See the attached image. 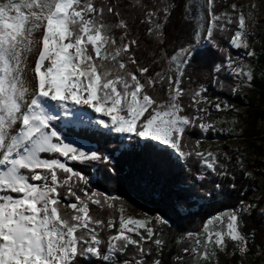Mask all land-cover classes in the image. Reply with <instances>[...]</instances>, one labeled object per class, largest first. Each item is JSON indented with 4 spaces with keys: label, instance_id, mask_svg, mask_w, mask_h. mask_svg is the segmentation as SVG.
Masks as SVG:
<instances>
[{
    "label": "snow or ice",
    "instance_id": "6c2138e0",
    "mask_svg": "<svg viewBox=\"0 0 264 264\" xmlns=\"http://www.w3.org/2000/svg\"><path fill=\"white\" fill-rule=\"evenodd\" d=\"M160 4L162 8L135 2L150 25V37L160 38L161 14L166 19L175 7L170 0ZM213 5L214 0H206L207 31L201 35L194 30V42L177 47L166 60L175 68L169 67L165 76L136 59L139 45L135 38L128 39L130 25L120 18L119 0H102L99 5L94 0H0V264H91L93 258L103 264H162L159 256L166 240L160 226L196 215L192 209L200 210L198 202L214 195L203 183L209 172L230 175L224 164L215 166L214 153L189 151L187 146L194 128L201 133L211 128L203 122L206 110L196 106L199 100L207 101L202 95L207 85L191 92L194 114H181L178 100L185 93L182 84L191 83L183 70L200 55L201 39L212 43L214 22L228 15L214 14ZM231 7L237 30L228 43L244 51L225 56L223 62H209L206 75L213 87L219 80L221 89L235 94L253 80L251 61H237L254 57L255 52L248 46L243 13L234 4ZM105 13L115 20L104 23ZM161 54L156 59L166 55L164 49ZM156 84L167 85V100L157 102L150 96L147 90ZM213 99L212 107L222 110L219 96ZM231 107L223 102V109ZM79 114L86 119L77 120ZM74 122L83 125V135L65 132ZM69 161L95 170L73 168ZM57 169L66 174L64 179ZM77 177L83 197L70 186ZM212 183L221 193V185ZM61 185L68 186L65 199L74 196L75 203H61ZM105 185L126 187L159 207L154 216L126 218L120 204L112 203L122 198L101 190ZM89 201L120 212L118 227L111 218L105 224L93 217ZM65 207L72 212L63 211ZM253 211L256 205L240 200L207 216L198 232L181 230L177 242L187 241L188 246L180 252L189 256V264H202L214 260L217 249L226 250L227 239L244 253L247 240L238 226ZM258 215H264V207ZM105 228L113 232L102 237L99 233ZM145 244L155 246V255ZM129 250L133 256L124 258ZM173 259L182 262L183 256Z\"/></svg>",
    "mask_w": 264,
    "mask_h": 264
},
{
    "label": "trees",
    "instance_id": "16d2710c",
    "mask_svg": "<svg viewBox=\"0 0 264 264\" xmlns=\"http://www.w3.org/2000/svg\"><path fill=\"white\" fill-rule=\"evenodd\" d=\"M94 2L99 5L102 3V0H94ZM115 2V0H113ZM136 0H119L120 3V12L121 19H126L130 25V32L128 34V39L131 40L135 38L139 45L136 48L135 56L136 59L145 64L150 70L154 69L156 72H162L167 76L169 67L173 68L172 65H169L166 60L176 51L178 46H186L189 43L194 42L196 24L195 19L197 16V11L195 7H192L188 4V0H170L175 7L172 9L171 14L163 19L160 28V38L155 36L150 37L147 33V29L150 26L149 23L144 20L142 11L135 7ZM144 4H151L160 6V0H142ZM235 0H214L213 13L218 14L219 11L227 4L234 3ZM130 5H132L130 7ZM147 9L145 8L144 11ZM115 20L114 16H111L108 13H105L103 22L108 24ZM223 23L224 28L221 29L219 24ZM236 30V16L232 17V23H228L224 20H217L214 22L213 32H212V43L216 45L215 48L212 47V43H202L199 46L200 55L196 60L188 64L184 68V75L188 77L191 83L185 81L182 84V87L185 89V93H182L178 100L181 103L184 111L181 114L191 115L194 114V109L190 107L195 101L191 95V92L195 90L200 84L207 85L208 91L202 93V95L207 96V101L196 102V106L204 105L203 108L206 110L203 114V121L207 119L211 120H221L224 125H227L233 118H238L242 122V132L240 137L244 142L249 144L255 150L258 158H254L251 163L248 164V169L252 171V175L245 176L246 170L240 164L238 159V153L234 147L230 145L223 144L221 145V153L217 154V164L215 165L219 169L220 164H224V171L230 175L221 177L218 175L209 174L204 180V187L213 190L214 195L210 198H207L203 201H199L200 210L197 211L196 208H193L192 211L196 212V215L180 220L173 221L171 226H160L162 231L165 232L166 246L162 250V254L159 256L162 264H189V256L180 252L182 247L188 246L187 241L177 242V238L182 235L181 230H187L192 232H198L202 227L203 220L214 213L223 212L224 209L234 207L240 200L244 202L250 201L249 197L252 193V189L256 184V178L264 169V74L261 76H253V80L249 85L247 94L242 100L239 93L233 94L227 87L221 89L220 81L218 80L216 86L213 87L207 77V68L206 65L215 60L217 62H223L224 57L226 56L225 52V43L229 41L234 31ZM114 32H119V30H113ZM117 43H119V36H116ZM90 47V46H89ZM161 49H164L166 55L162 59H156L161 57ZM153 60L155 62L153 63ZM262 62V58L259 59V63ZM134 69V66H130ZM137 75H139L137 73ZM172 75H175V72H172ZM223 75V73H222ZM225 84L234 83L233 81L225 80ZM167 85L165 84L163 88L160 84H156L153 88H149L147 91L151 97L159 100H167L165 94V89ZM219 96L222 110L217 111L212 107V104L216 101L213 97ZM228 100L234 101L237 106H242L243 110L235 111V107L232 106L229 109H223V102ZM201 121L197 120L196 123L199 124ZM83 127H66L65 132L69 135L76 136L77 134L83 135ZM211 131V130H210ZM210 131L206 135H202L198 128H194L189 137H187V146L189 151H192L196 148L195 142L199 140L201 142L204 139L209 138ZM95 143L94 140L90 141ZM257 142H259L257 144ZM182 147L184 146V140L181 141ZM44 158H48L49 154L41 153ZM55 158V157H53ZM63 160V158H60ZM195 157L189 160L191 165ZM69 166L73 168H88L90 171L95 169L90 166H81L77 162L69 161L67 162ZM102 163V162H101ZM199 167V165H196ZM57 175L62 180L66 174L61 169H57ZM96 177L93 176V183L95 184ZM212 182H218L221 185V193L217 194L215 190V184ZM39 184V182H36ZM78 183V177L70 182V186L74 191L77 192L81 197L83 193L79 191V188L76 186ZM229 184H235V188L229 187ZM99 188V185H97ZM104 191L114 194L122 198V202L118 200L112 201V203L120 204L123 208V213L128 214H145L147 216H154L155 209L159 205L154 204L148 198L141 196L138 193H135L129 190L126 187H116L112 185L111 187L105 185L103 187ZM88 191H91V188H88ZM60 194L61 203L66 205L67 203H75L74 196H68L65 199V194L68 192V186L61 185L58 188ZM15 195V194H13ZM101 202H103V197H100ZM260 203L256 205V211H253L250 214H246L242 218V222L238 226L240 233L246 238L247 245L244 253H241L236 245L230 240L226 239V250L222 251L217 249L214 252L215 259L209 258L204 260L202 264H238L241 256L244 255L247 259L252 262L258 259L260 253L264 251V215H258L257 209L260 205L263 204V200H259ZM89 213L95 217L102 219L105 224L109 218L112 219L114 227H118L119 215L120 212H117L115 208L109 209L107 205L101 208L99 205H94L89 201L88 204ZM67 213H71V209L66 207L62 209ZM111 213V217H109ZM154 225V220L151 221ZM113 230L103 229L99 235L106 237L107 234H111ZM146 248L151 247L153 254L155 255L156 249L154 245L145 244ZM131 249V246H129ZM183 256V261L174 260V256ZM133 256V251L129 250L124 258H130ZM91 264H103L102 261L97 258H93Z\"/></svg>",
    "mask_w": 264,
    "mask_h": 264
},
{
    "label": "rangeland",
    "instance_id": "374dc122",
    "mask_svg": "<svg viewBox=\"0 0 264 264\" xmlns=\"http://www.w3.org/2000/svg\"><path fill=\"white\" fill-rule=\"evenodd\" d=\"M256 3L260 7H256L255 6ZM188 4L196 8L197 11V16L195 19L196 30L201 35H203V33L207 31V21H208V9L206 6V0H188ZM233 4L236 6L237 9L240 10V12L243 13L245 18V24L247 23L250 24V22L256 21V17L259 18V25L254 28L255 31H252L251 36L248 37V46L255 52V56L254 57L245 56L243 61H237V62L248 64L249 61H251L249 67L251 69L252 76L254 75L261 76L264 74V0H235L234 3L225 5L219 11V13L228 14L224 16L222 20L228 22L229 16L231 17L236 16V13L233 11L231 7V5ZM198 5H203V7H200ZM228 42L225 43L226 56L228 55L237 56L238 52L244 51L243 49L238 50L231 48ZM202 43L203 40L201 39L199 46ZM260 58H262L261 63H259ZM172 67L174 69L175 64H172ZM248 89H249V85L248 86L241 85L240 87L237 88L236 93H239L241 95V99L243 100L247 94ZM199 101H203V100H199ZM228 102L229 105L235 107L234 108L235 111L243 110V107L237 106L234 101L228 100ZM203 106L204 105H200V107ZM80 119H86V116L84 114H79L77 116V120ZM203 122L211 125V128L207 132H209L212 128L215 129V132L211 130L209 138L202 140L201 142H199L198 145L195 142L196 148L194 150L201 151L202 153L211 152L217 155L221 153V149H220L221 145L223 144L230 145L231 147H234L236 149L240 164L244 169H247L246 173L252 175V171L248 169V164L251 163L254 158H258V156L255 150L253 149V147L247 144L246 142H244L240 137L243 127L242 122L238 118H233L227 125L221 124L222 123L221 120L207 119ZM66 127L77 128V127H83V125H77V123L74 122L73 124L67 125ZM207 132L202 133V135H206ZM258 143L259 142H257V144ZM261 172L262 173L256 178V184L253 187L252 193L249 197L250 201L245 202L246 204L252 203L255 205V202L262 199L263 204L259 206V208L257 209V213L259 212L260 208L264 207V169H262ZM123 215L126 218L132 217L133 219H145L147 216L145 214H128V213H123ZM238 264H264V251L260 253L258 259L253 262L247 259V257H245L244 255H242Z\"/></svg>",
    "mask_w": 264,
    "mask_h": 264
},
{
    "label": "bare ground",
    "instance_id": "6f19581e",
    "mask_svg": "<svg viewBox=\"0 0 264 264\" xmlns=\"http://www.w3.org/2000/svg\"><path fill=\"white\" fill-rule=\"evenodd\" d=\"M256 7H260V6H258V4L256 3V5H255ZM259 25V18H257L256 17V21H254V22H250V24H246V30L248 31V33L250 34L248 37H250L251 36V34H252V31H255L254 30V28L256 27V26H258ZM256 30H258V29H256Z\"/></svg>",
    "mask_w": 264,
    "mask_h": 264
}]
</instances>
